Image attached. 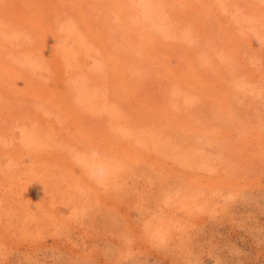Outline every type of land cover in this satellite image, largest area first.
<instances>
[{"label": "rangeland", "instance_id": "1", "mask_svg": "<svg viewBox=\"0 0 264 264\" xmlns=\"http://www.w3.org/2000/svg\"><path fill=\"white\" fill-rule=\"evenodd\" d=\"M115 1L0 0L3 68L21 66L19 47L48 62L29 84L18 73L0 76V264H264V0H225L228 10L215 0L210 9L205 0H164L192 35L159 43L132 21L137 0ZM68 19L105 62L98 86L118 119L96 111L77 121L55 105L60 76L42 50L44 33ZM31 112L52 125L14 117ZM109 117L110 130L101 124ZM22 127L46 141L45 157L13 152ZM121 138L138 139L141 152ZM47 153L65 154L73 173ZM82 157L122 166L101 187L104 202L81 181ZM38 188L52 195L54 212L33 198ZM163 221L174 239L137 250L129 228L149 232ZM24 236L45 244L16 248Z\"/></svg>", "mask_w": 264, "mask_h": 264}, {"label": "bare ground", "instance_id": "2", "mask_svg": "<svg viewBox=\"0 0 264 264\" xmlns=\"http://www.w3.org/2000/svg\"><path fill=\"white\" fill-rule=\"evenodd\" d=\"M205 1H207L208 8H212L210 0ZM215 1H221L222 9L228 10V6L225 0ZM165 2L166 1L164 0H137L133 4L135 7V13L133 15L134 19L132 21L139 25L141 29L140 34L143 35L147 40H151L152 43H159L158 38L174 40L182 38L188 39L192 34L188 29H180L178 21L176 19H173V14L169 13V10L166 8ZM234 2H238V0H234ZM238 9L239 8L236 7L233 10V17L236 19L238 17ZM69 19L65 20L64 22H59L55 29L50 26V24H48L44 33L47 37L46 39H44L45 46L42 47V50H44L47 56L50 58L52 64L55 66V69L58 72V75L60 76V80L55 87V91L53 92H57V94H54V96L56 97L54 103L56 102L55 105H57V107L60 106L64 109V113L66 116H71L77 121L88 120V113H93L96 111L106 112L111 118L115 117L118 119L120 115L117 114L116 110H114V104L109 101V95L106 88L98 86V77L100 76V73L107 70L106 64L100 56L98 57V55H96L98 53H95L93 40H91L86 35L84 29L81 28L78 23H75ZM222 24L227 25V23L225 24L224 19H222ZM255 31L258 36H263L262 31L259 30L261 33H259L258 30ZM14 36L16 37L17 35L15 34ZM10 38L13 39L14 37ZM10 38L8 37V39ZM242 41H244V39H242ZM1 42L2 41H0V44ZM1 45L5 47L7 46L6 44ZM8 49L7 54H10L11 51L10 49ZM16 50H18V53L20 52V55L22 56L21 57L19 55V63L21 66L16 67L14 65V67L9 63L7 69L3 68L2 63L0 62V76L1 73L5 72L6 70L9 72L18 73L19 75L24 76L29 84L33 79L29 74L34 75L40 73V70L44 67V65L45 67L48 66V62L46 60V57L42 55L41 52L35 53L33 50H30L28 48L26 49V47H19ZM90 70H94L93 74H90ZM248 73L251 78L258 77L257 73H255L254 71L249 70ZM86 74L90 75V78L87 77ZM90 79H93V84L90 83ZM186 82L189 85H193V79H186ZM38 91L39 89H36V93ZM50 99L53 100L52 97ZM25 114L26 115L21 116V113H16L15 116H12H14L15 118L16 116L18 118L25 117V119H29L30 121L32 119L33 123L38 125H42L45 122L48 124L43 125L48 126L52 125L53 123L51 120L40 115V113L36 115L35 112L34 114L33 112H31L30 114ZM110 117L107 118L105 122L100 119L102 121L101 124L104 123L109 126V130L114 127L112 122L110 121ZM120 131L126 138L134 135V131H130V128H121ZM13 138L14 140H17V144H14V149L11 148L13 149V152L15 154H20L23 156H37L39 158L45 157V152L47 151H45L46 141L41 143L43 138L39 136V132L35 128L22 127L18 131V135L13 134ZM120 140L122 142V145H130V148H132L134 151L137 150L141 152L138 147H134L138 139L134 141L129 140V143H124L125 139L123 138H121ZM117 148L123 149V155L126 154L127 150H125V147ZM42 150L45 152H41ZM9 151L10 150H8V153ZM48 151L51 150L48 149ZM47 155L51 158L58 156L56 159L60 160V163L64 168L72 173L75 170L74 164L71 163V160L65 154L58 155L47 153ZM149 157L151 156L149 155ZM79 161L85 168L83 169L84 174L81 181L84 182L83 184L88 187L89 190L92 191V193H95V196L96 198H98L97 200L99 202H104V199L101 197L100 189L101 187H106L109 184H112L110 180L116 179L117 171L122 166L115 164L113 160L109 162L106 159L100 160L96 157H82L79 158ZM34 191L35 192H33V198L37 199L41 203V206L46 209V212H54V208L52 206L54 201L52 202V200L50 199V196L52 197V195L43 188H38V190L34 189ZM105 204H107V202H105ZM55 218L61 221V217L59 215L56 214ZM63 219L62 222L70 225L71 228L77 227L76 224L64 221ZM200 220L202 221L203 218H201ZM165 224H167V221L158 223L153 228L149 227V232H143V230L138 231L131 226L129 229L131 230L132 235L134 237H140V240L138 242L139 245H137L136 249L141 251L143 250V248L148 249L149 247L152 250V248L157 247L159 242L164 243L167 240L174 239L175 233L172 229L168 230V226ZM147 227L148 226L146 225V229L148 230ZM41 239L42 237L40 238L24 236V238L20 242L16 243L15 246L16 248L25 247L27 249L41 248L45 244V242ZM140 243H142V245H140Z\"/></svg>", "mask_w": 264, "mask_h": 264}]
</instances>
